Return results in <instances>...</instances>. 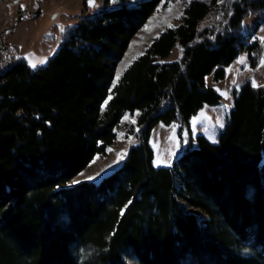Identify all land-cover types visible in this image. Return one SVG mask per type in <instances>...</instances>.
I'll list each match as a JSON object with an SVG mask.
<instances>
[{"label": "trees", "instance_id": "16d2710c", "mask_svg": "<svg viewBox=\"0 0 264 264\" xmlns=\"http://www.w3.org/2000/svg\"><path fill=\"white\" fill-rule=\"evenodd\" d=\"M108 2L64 30L46 66L3 59L0 264H264V84L233 90L217 144L186 136L206 104L223 105L207 78L224 80L242 52L252 67L264 62V41L244 32L251 16L264 24V0H185L179 24L114 86L160 0ZM160 124L177 127L168 168L153 162ZM120 129L139 141L121 167L69 186ZM182 200L207 214L204 225Z\"/></svg>", "mask_w": 264, "mask_h": 264}, {"label": "rangeland", "instance_id": "374dc122", "mask_svg": "<svg viewBox=\"0 0 264 264\" xmlns=\"http://www.w3.org/2000/svg\"><path fill=\"white\" fill-rule=\"evenodd\" d=\"M184 1L160 0L158 8L137 37L131 41L128 50L120 60L113 86L161 33L179 24L185 7ZM104 2L105 0H94L95 6H89L88 0H0V67H3L5 57L9 58L15 54L23 57L30 67L33 63L36 64L35 68L46 66L63 44L62 33L64 30L78 24L83 14L101 9ZM117 2L119 0H110L107 5L112 7ZM25 10L30 12L21 15ZM11 27L13 28L10 29ZM244 32L247 35L250 34L252 40L264 41V24L260 25L255 16L246 20ZM178 55L179 50L175 48L167 60L175 61ZM241 59L244 60L243 64L238 62ZM247 81L252 84L255 81L257 86L264 84V62L258 67H252L247 53L242 52L227 68L224 80L216 82L212 77L206 79L207 86L213 88L222 97L223 105L206 104L190 121L186 136H191L195 144L201 135L211 143L217 144L219 129L225 125V113L230 111L233 106L232 92L234 89L240 90ZM221 92H227L229 98L225 99ZM194 119L196 120L195 125L192 123ZM151 144L154 149V166L157 168L172 167L178 157L179 150L177 127L175 125H158L153 131ZM138 145L139 141L126 138L121 133V129L118 130L117 138L108 148L107 154L96 156L69 186L83 181L99 183L104 177L119 169L129 150ZM178 184H180V179ZM181 204L186 212L194 213L201 223L205 224L208 219L206 213L189 206L184 200L181 201ZM251 251L249 246L243 245L240 248L241 255H248ZM132 264L136 263L132 262Z\"/></svg>", "mask_w": 264, "mask_h": 264}, {"label": "snow or ice", "instance_id": "6c2138e0", "mask_svg": "<svg viewBox=\"0 0 264 264\" xmlns=\"http://www.w3.org/2000/svg\"><path fill=\"white\" fill-rule=\"evenodd\" d=\"M88 2H89V6H95L94 5V0H88ZM169 27H171V25H169ZM239 63H241V64H243L244 63V60L243 59H241L240 61H238ZM33 68H35L36 67V64L35 63H33L32 65H31ZM119 78V76L117 77V79ZM257 85H256V83H255V81H253V87H256ZM219 91V90H218ZM221 95L222 96H224L225 97V99H228L229 97H228V93L227 92H221ZM109 99H111V97H109ZM107 103V102H106ZM203 115V114H202ZM206 118V117H205ZM126 119H127V117H126ZM133 123H134V121H133ZM192 123H193V125H195L196 124V120L194 119L193 121H192ZM222 126V125H221ZM90 179H94V178H90Z\"/></svg>", "mask_w": 264, "mask_h": 264}, {"label": "water", "instance_id": "95a60500", "mask_svg": "<svg viewBox=\"0 0 264 264\" xmlns=\"http://www.w3.org/2000/svg\"><path fill=\"white\" fill-rule=\"evenodd\" d=\"M26 12H30L29 10H25L24 12H22L21 13V15H23L24 13H26ZM37 13V12H36ZM16 21H17V19H16ZM13 27H11L10 29H12Z\"/></svg>", "mask_w": 264, "mask_h": 264}]
</instances>
